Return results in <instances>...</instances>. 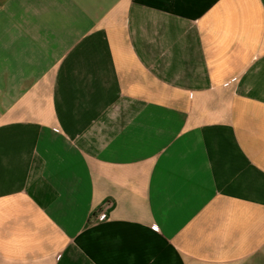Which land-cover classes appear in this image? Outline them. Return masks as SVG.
Listing matches in <instances>:
<instances>
[{"label":"crops","instance_id":"0c3cea01","mask_svg":"<svg viewBox=\"0 0 264 264\" xmlns=\"http://www.w3.org/2000/svg\"><path fill=\"white\" fill-rule=\"evenodd\" d=\"M0 264H264V0H0Z\"/></svg>","mask_w":264,"mask_h":264},{"label":"built area","instance_id":"2783aa9c","mask_svg":"<svg viewBox=\"0 0 264 264\" xmlns=\"http://www.w3.org/2000/svg\"><path fill=\"white\" fill-rule=\"evenodd\" d=\"M108 220V216L106 213H102L98 218H97V221L99 222H105Z\"/></svg>","mask_w":264,"mask_h":264}]
</instances>
